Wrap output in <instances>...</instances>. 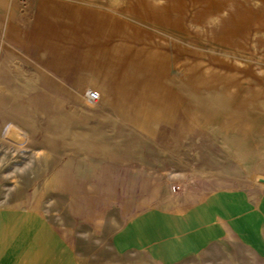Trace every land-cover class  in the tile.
Masks as SVG:
<instances>
[{
	"label": "rangeland",
	"instance_id": "rangeland-1",
	"mask_svg": "<svg viewBox=\"0 0 264 264\" xmlns=\"http://www.w3.org/2000/svg\"><path fill=\"white\" fill-rule=\"evenodd\" d=\"M226 189L258 220L264 0H0V211L110 262L129 219ZM235 237L196 264H247Z\"/></svg>",
	"mask_w": 264,
	"mask_h": 264
},
{
	"label": "crops",
	"instance_id": "crops-1",
	"mask_svg": "<svg viewBox=\"0 0 264 264\" xmlns=\"http://www.w3.org/2000/svg\"><path fill=\"white\" fill-rule=\"evenodd\" d=\"M146 113L135 116L133 123H141L142 131H152L147 120L139 119L153 118L152 113ZM260 204L264 206V196ZM179 209L154 208L120 225L112 236L115 254L110 262H102L97 256L91 262L85 253L77 251L68 231L52 223L47 225L37 213L30 221L25 211L13 216L2 210L0 264H196V259L201 262L215 243L235 236H240L247 247V264H264V208H260L258 220H248L252 209L246 193L215 191ZM15 223L17 227L10 229ZM127 230L133 233L130 240L123 238ZM7 237L10 243L5 242ZM125 252L130 255L123 256ZM210 258L219 262L217 254L211 253ZM232 261L226 255L220 264Z\"/></svg>",
	"mask_w": 264,
	"mask_h": 264
},
{
	"label": "built area",
	"instance_id": "built-area-1",
	"mask_svg": "<svg viewBox=\"0 0 264 264\" xmlns=\"http://www.w3.org/2000/svg\"><path fill=\"white\" fill-rule=\"evenodd\" d=\"M100 97V94L98 91L94 89H88L85 93V98L89 101L96 102Z\"/></svg>",
	"mask_w": 264,
	"mask_h": 264
}]
</instances>
